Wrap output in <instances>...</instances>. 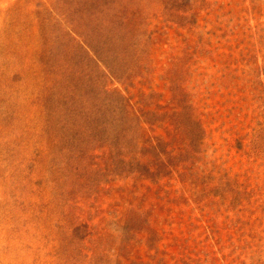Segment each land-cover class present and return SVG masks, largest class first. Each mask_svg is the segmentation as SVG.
Segmentation results:
<instances>
[{"label":"rangeland","instance_id":"rangeland-1","mask_svg":"<svg viewBox=\"0 0 264 264\" xmlns=\"http://www.w3.org/2000/svg\"><path fill=\"white\" fill-rule=\"evenodd\" d=\"M0 264H264V0H0Z\"/></svg>","mask_w":264,"mask_h":264}]
</instances>
